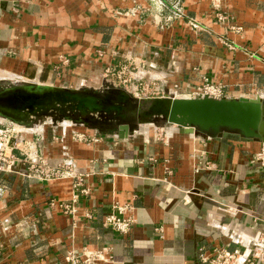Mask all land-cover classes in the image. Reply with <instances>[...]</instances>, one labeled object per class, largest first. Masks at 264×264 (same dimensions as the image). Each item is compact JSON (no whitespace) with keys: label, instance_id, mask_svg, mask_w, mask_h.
<instances>
[{"label":"crops","instance_id":"1","mask_svg":"<svg viewBox=\"0 0 264 264\" xmlns=\"http://www.w3.org/2000/svg\"><path fill=\"white\" fill-rule=\"evenodd\" d=\"M164 1L159 12L151 0H0V73L40 85H96L130 55L188 90L208 80L229 97L264 96V0H182L197 29L173 17L176 0ZM71 125L17 130L1 122L15 131L19 161L0 175V264H67L70 251L86 249L110 250L113 261L99 264H202L201 251L250 249L264 239L263 144L153 125L123 140ZM76 132L100 140L79 142ZM30 143L53 168L88 176L91 193L75 217L64 209L75 194L72 178L28 176L21 150ZM115 204L136 219L126 235L104 226Z\"/></svg>","mask_w":264,"mask_h":264},{"label":"water","instance_id":"2","mask_svg":"<svg viewBox=\"0 0 264 264\" xmlns=\"http://www.w3.org/2000/svg\"><path fill=\"white\" fill-rule=\"evenodd\" d=\"M27 81L8 88L0 84V120L27 129L42 118L68 120L87 129L117 128L115 137L123 140L136 135L137 130L131 129L134 125L137 129L142 124L176 126L182 134H199L209 140L264 144V97H163L142 102L125 89H71ZM17 141L12 137L9 147L13 149ZM250 249L264 259V239Z\"/></svg>","mask_w":264,"mask_h":264},{"label":"built area","instance_id":"3","mask_svg":"<svg viewBox=\"0 0 264 264\" xmlns=\"http://www.w3.org/2000/svg\"><path fill=\"white\" fill-rule=\"evenodd\" d=\"M159 12H162L167 8V4L164 0H151ZM173 11V17L175 19L185 20L189 25L195 29L200 25L192 19H189L184 8L182 6V0H176L171 4ZM188 19V20H187ZM223 19V17H221ZM240 31L241 29L238 28ZM64 64H69L68 58H63ZM111 69L107 68L106 75H111ZM226 86L223 84H213L208 80L205 81L200 87L195 88L189 92H185V95L180 97L185 98H202L209 96L215 99H221L228 97ZM177 97V96H175ZM1 124V122H0ZM15 134L14 129L0 127V175L10 174L13 172L16 162L19 161L18 157L14 155L13 149L9 147L10 140ZM75 140L79 142L89 143L98 142L100 138L87 133L76 132L74 134ZM26 148L22 149V160L28 162L30 178H37L39 180H53L63 176H69L73 179L74 197L69 204L64 205L66 213H70L73 217L78 213V204L82 198L88 197L91 193V189L86 185L87 175L81 174L74 169L61 170V168H53L48 162L41 156L34 153L33 145L25 144ZM258 160H264V144L261 151L257 154ZM113 212L105 217L104 226L112 229L120 234L126 235L130 233L136 223L134 217H122L128 210L127 206L115 204ZM114 211L119 212V216ZM85 217L92 219V213L86 212ZM256 256L251 249H231L229 246L216 247L211 253L200 252V261L202 264H256ZM262 258V257H261ZM113 257L110 254L109 249H102L97 251L83 250L78 253L70 251L65 256V262L67 264H99L112 262Z\"/></svg>","mask_w":264,"mask_h":264},{"label":"rangeland","instance_id":"4","mask_svg":"<svg viewBox=\"0 0 264 264\" xmlns=\"http://www.w3.org/2000/svg\"><path fill=\"white\" fill-rule=\"evenodd\" d=\"M101 56H103V55H101ZM129 56L128 57L125 56L121 59L120 62L115 63V64L107 67V68H110L112 70L111 75H106V70H107V68H106L101 79L97 78V80L100 79V82L98 84L89 85L85 81H83L82 82L83 84H81L79 86L73 85V87H71V89L95 88V89H98L99 91L104 90V89H108V88L109 89H111V88L112 89L113 88L114 89L115 88L125 89L128 93L132 94V96L138 98L142 102H146V100L151 99V98H158L159 99V98H163V97H175V96L179 97V96L185 95V92L191 91V90H188V89L181 87L177 83L171 82V80L162 79V76L159 75L158 71H155L153 69L150 70L149 67L151 65V62L148 63L145 61V64H144V62L138 61L137 58L129 57ZM1 74H3V72L0 73V80H1L0 84H1L2 88H8V87H12V86H20V85H24V83H23L24 81L28 82L27 81L28 79H25L19 75L13 74V73H10V74H12L15 77H10V76L1 75ZM3 79H4V81H3ZM36 82H38V81H36ZM38 83H40V82H38ZM42 84H45V83H42ZM48 85L60 87V86L55 85L53 83H48L46 85H41V86H48ZM200 86H198V87H200ZM198 87H196V88H198ZM66 88H69V87H66ZM227 92H228V89H227ZM259 96L264 97L262 95H259ZM259 96L252 97V93L251 94L248 93L242 97L256 98ZM228 97H229V95H228ZM148 105L149 104H146L145 107H147ZM0 119H3V118H0ZM2 121H6V122L11 123L8 120H2ZM43 121H50L51 122V119H47V118L43 119L42 118V120L39 122H36V124L39 125V123H41ZM52 123L54 125H56L59 122L53 120ZM14 126L17 130H22V128H20L19 126H17V125H14ZM70 127L74 130L75 129L78 130L79 128H81V129L84 128V127H80V126L73 125V124ZM131 129H132V131L138 130L136 125L132 126ZM153 129H155V127ZM77 130H75V131H77ZM101 130L99 129V131H101ZM105 130L106 129H103V131H105ZM108 130L116 132L115 135L118 134L117 128H110ZM108 130H106V131H108Z\"/></svg>","mask_w":264,"mask_h":264},{"label":"bare ground","instance_id":"5","mask_svg":"<svg viewBox=\"0 0 264 264\" xmlns=\"http://www.w3.org/2000/svg\"><path fill=\"white\" fill-rule=\"evenodd\" d=\"M39 86H41V85H39ZM180 97V96H179ZM68 121V120H67ZM144 125H153V124H142L141 126H144ZM147 127V126H146Z\"/></svg>","mask_w":264,"mask_h":264}]
</instances>
